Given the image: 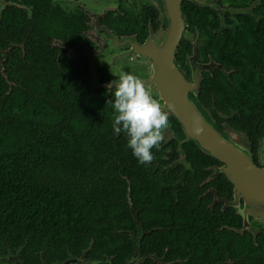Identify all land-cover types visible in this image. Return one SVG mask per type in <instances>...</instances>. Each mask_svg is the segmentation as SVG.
<instances>
[{
  "label": "flooded vegetation",
  "instance_id": "1",
  "mask_svg": "<svg viewBox=\"0 0 264 264\" xmlns=\"http://www.w3.org/2000/svg\"><path fill=\"white\" fill-rule=\"evenodd\" d=\"M216 1L222 11H215L228 27L229 12ZM165 16L161 0H0V57L7 58L18 42L25 62V44L30 40L37 44V61L43 59V65L52 66L57 80L84 81L90 84V91L113 95L115 88L109 84L121 71L144 82L152 79L150 58L144 56L141 46L167 30ZM209 31L217 42L211 45L215 53L206 43L210 38L187 22L177 62L190 77L193 58L198 65H212L201 70L199 101L221 132L231 128L248 138L254 162L264 168V116L260 115L264 110L251 97L257 89L253 79L262 82L258 94L264 95V76L257 74L262 69L248 62L236 67L239 64L234 56L239 60L240 55L232 48L238 46L224 45L231 50L221 56L218 42L224 40V30L213 27ZM0 64L4 65V60L0 59ZM147 88L161 103L154 88ZM234 95L245 97L248 104L235 107ZM168 115L170 126L159 149L152 150L153 161L139 164L133 155L130 158L131 177L127 180L133 198L129 203L134 224L139 227L135 255L141 230L142 243L145 228H149L146 256H154L155 261L183 258L212 260L203 264H264V216L256 213L247 197L237 193L235 183L223 172L225 164L187 140L182 123ZM169 246L174 247L172 253ZM160 247L163 252L157 253Z\"/></svg>",
  "mask_w": 264,
  "mask_h": 264
},
{
  "label": "trees",
  "instance_id": "2",
  "mask_svg": "<svg viewBox=\"0 0 264 264\" xmlns=\"http://www.w3.org/2000/svg\"><path fill=\"white\" fill-rule=\"evenodd\" d=\"M218 1L229 12L228 27L217 11L191 1L183 4L187 22L210 38V50L217 43L210 28L223 29L218 45L238 46L232 48L240 55L234 56L236 67L248 62L264 76V0ZM222 46L224 56L231 49ZM25 47V62L18 42L7 58L0 57V256L20 251L23 264H54L87 250L88 260L111 257L112 264H127L135 255L139 227L129 203L132 153L128 137L113 131L114 109L108 104L113 95L90 91L84 81L57 80L52 66L37 61V44L27 40ZM252 84L257 89L251 97L264 110V95L258 94L263 84L259 79ZM233 98L235 107L248 104L245 97ZM149 230L141 243V264L212 261H155L146 256Z\"/></svg>",
  "mask_w": 264,
  "mask_h": 264
},
{
  "label": "water",
  "instance_id": "3",
  "mask_svg": "<svg viewBox=\"0 0 264 264\" xmlns=\"http://www.w3.org/2000/svg\"><path fill=\"white\" fill-rule=\"evenodd\" d=\"M184 1L186 0H182L181 8V0H161L166 10L167 30L159 32L141 46L144 56L150 58L152 77L150 82L144 83L146 87H153L160 96L161 107L182 123L187 140L195 142L204 153L224 163L223 172L235 183L237 193L247 197L249 204L257 209L256 213L264 216V168L254 162L248 138L231 128H227L225 133L221 132L210 112L198 99L201 70L211 68L212 65H198L193 58L190 77L177 62L178 47L187 29ZM189 1L222 11L216 0ZM240 212L242 213L241 210ZM143 235L141 230L136 255L127 264H140L145 260L141 257ZM85 254L86 252L81 257H70L58 264H112L111 258L106 262L92 261L87 260ZM0 264H23L20 252L0 257Z\"/></svg>",
  "mask_w": 264,
  "mask_h": 264
},
{
  "label": "clouds",
  "instance_id": "4",
  "mask_svg": "<svg viewBox=\"0 0 264 264\" xmlns=\"http://www.w3.org/2000/svg\"><path fill=\"white\" fill-rule=\"evenodd\" d=\"M114 86L113 98L108 104L114 109L113 131L128 137L127 147L139 164L151 163L153 149H159L164 132L170 126L169 115L152 90L135 74L121 71Z\"/></svg>",
  "mask_w": 264,
  "mask_h": 264
}]
</instances>
